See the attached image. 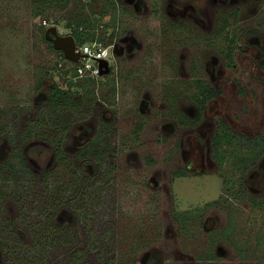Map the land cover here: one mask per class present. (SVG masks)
<instances>
[{
    "label": "rangeland",
    "instance_id": "obj_1",
    "mask_svg": "<svg viewBox=\"0 0 264 264\" xmlns=\"http://www.w3.org/2000/svg\"><path fill=\"white\" fill-rule=\"evenodd\" d=\"M32 1L0 0V191L4 194L0 197V242L31 241L28 261L20 264H264V198L252 204L248 199L231 197L224 205L223 198L218 197L221 179L214 165L201 170L206 174H172L176 168L184 169L183 159L190 157V127L195 129L198 124L190 125V114H186L199 91L197 83L190 76L183 78L185 72L178 65L183 47L176 37L184 30L180 23H187L184 18L178 21L166 14L168 0H143L139 4L144 7L138 13L125 0H115L114 8L104 7V0H85L87 10L82 13L97 17L90 25L96 33L104 31L100 37L103 44H107L111 23H115L117 34L128 30L141 46L133 47L128 56L116 58L117 73L97 78L92 103L85 100L80 106H42L40 112L37 109L46 99L48 84L55 81L65 88L71 72L57 49L41 39L37 26L56 21L58 32L68 33L59 17H68L72 5L36 14ZM190 1L209 15L204 27L190 21V50L205 49L197 54L201 59L213 54L206 43L219 45L223 34L228 37L239 29L241 19H258L264 24V0L253 1L252 7H246L243 0L228 1L222 7L218 2L213 10L208 0ZM101 6L105 9L101 15L89 11H98ZM220 14L224 15L222 21ZM217 30L222 33L216 35ZM185 33L182 35L187 41ZM203 36L209 39L201 42ZM233 56L236 69H227L230 76L243 65L239 64L240 57L246 62L243 55ZM192 68L190 75L206 74L195 64ZM255 71L254 76L263 75ZM41 75L45 82L44 89L39 90L35 83ZM116 75L119 79L113 93ZM243 75L248 77L249 72ZM70 88L80 91L75 85ZM145 88L152 94L154 110L139 113L136 110ZM236 91L234 86L225 89L210 105L222 110L231 125L241 124L242 132L248 133V119L264 118L261 91L254 96L249 91L237 95ZM178 109L185 113L175 112ZM111 113L114 123L99 127L103 119L107 122L112 118ZM165 121L172 125V132L161 129ZM139 122L142 128L136 132ZM44 132L49 139L36 136L42 137ZM35 145L43 152L37 154ZM57 146L65 160H58L53 153ZM196 156L201 153L196 152ZM229 164L224 166L226 172L238 174ZM44 171L48 174L39 182ZM72 171L75 177L82 174L87 179L83 185L91 180L93 186L103 182L99 198H94L90 189V194L81 198ZM42 187L48 200L52 198L55 203L48 209L52 222L73 229L56 230L53 235L74 234L73 241L41 245L43 238L32 231L39 226L33 222L35 206L31 199ZM214 199L218 202L205 205ZM202 220L205 227H201ZM6 223L9 226L4 229ZM78 247L82 257L71 263L77 260L74 249ZM11 260L10 254L0 251V264H16Z\"/></svg>",
    "mask_w": 264,
    "mask_h": 264
},
{
    "label": "flooded vegetation",
    "instance_id": "obj_2",
    "mask_svg": "<svg viewBox=\"0 0 264 264\" xmlns=\"http://www.w3.org/2000/svg\"><path fill=\"white\" fill-rule=\"evenodd\" d=\"M125 1L128 4L132 5V8L136 13L140 12L141 8L144 7V4H139V2H142L143 0ZM208 1L210 2L213 10L215 9V5H217L218 2L222 7L227 4L228 1L231 2L238 0ZM243 1H245L246 7H252L253 1L257 0ZM164 9L166 14L170 15L174 19L180 21L184 18V21L187 22L180 23V27L184 30L182 33L178 32L179 34L176 37V42L178 44L180 43V46L183 47V51L181 50L179 53L180 55L178 57V65H180V67H183V70L185 72V74H182L183 78L188 79V77L190 76V80L196 81L199 89L198 93L196 92V96H194L195 101H193L194 104L191 105V109L186 110V114H190V125L198 122L195 129H193L192 126L190 127V157H185L183 159L185 171L183 168L179 167L178 169H174L172 171L174 173L172 174L176 176L206 174V168L210 169L208 167L210 165H214L216 167L215 171H217L218 173L217 176L221 179V190L218 197L223 198L224 205H226V199L231 197L235 199L245 198L253 202L252 204H258V200L264 198V118L260 119V116H258V119L256 117L248 119L247 124L248 126H250V130L248 133H243V130H241V124H235L233 122V124L231 125V123L228 122V118H226L228 116L222 110L212 108L210 104L213 101L214 97L221 96L223 91L225 92V89H232L234 86L238 90L236 91L238 92L237 95L245 94L246 91H249L250 96H254L258 95V92L261 91V93L259 94L261 96L260 100L262 109L264 111V24H261L258 19H252L251 21L241 19L242 23L239 25V29L230 33L228 37L223 34V36L219 38V45H215V41L214 43L213 41L211 42L212 45H210V41L207 42L206 49H211L213 51V54L209 57L201 59L197 54L203 52V50L205 49H198L197 51L190 50V40H192V31L190 35V21L194 25H201L204 27L206 23L205 19H209V15L204 14V12L201 11L200 7L197 8L190 0H168ZM255 9L256 6L254 5L253 11H255ZM220 10L221 9H219V11ZM235 10H237V8ZM223 16L224 15L220 14L219 21L223 20ZM207 26H211L210 20H208ZM111 27L112 28L108 33L107 44H103L99 39L92 40L98 41L102 46L107 47L106 56L101 58L106 59L108 71L104 74L99 73V76L95 78L97 80V83V78L103 75L117 73L118 65L116 58L120 59L121 56H128L132 53L133 47L141 46L140 41L138 42L137 37H135L132 33H129L128 30L125 33L117 34L114 29L115 23H111ZM220 27L221 25L218 24V28ZM185 31L187 33V41H185V36L182 35ZM221 31L222 30H217L214 31V33L217 35L219 33H222ZM160 33L161 30H159L158 44L160 43L161 39ZM209 33L213 35L211 31ZM204 38L209 39V37L203 36L201 42H205L206 39ZM77 45L78 44L76 43V46ZM193 48L195 49L197 47ZM233 54H238L239 56L243 55L246 62H241L242 59L240 57L239 64L243 65L238 67L237 73H234L233 76H230L227 69H236V62L233 61V58L235 56H233ZM180 57L182 58V61ZM194 64L197 68H200L206 74L203 73L199 74L198 76L190 75V70L193 69L192 67ZM253 70H256L255 72H261V74L263 73V75H261V77H259V75L254 76ZM229 72L232 73V71ZM243 72H249L248 77H244ZM82 77L86 78L90 76H79L76 79ZM118 79L119 78L117 75L113 78V93L115 92V87L118 84ZM254 81L260 82L256 83ZM241 86H245L246 89ZM96 87L97 86H95V88ZM152 99V94L148 92V89L145 88V90H142L141 99L137 106L136 112H152L154 110L151 105ZM210 109L213 111L211 114L208 113V110ZM160 112L161 111H159V114H161ZM175 112L185 113V110L178 109L175 110ZM244 112L245 109H243V113ZM244 114L247 115V113ZM262 114V117H264V113ZM113 116V113H111L112 118L107 122L103 119L104 122L98 124V126L104 128L106 125L114 123ZM204 118L208 119H206L205 121ZM256 120L258 122V125L252 127V124H254ZM261 121H263L262 125ZM203 125H205V128L203 127ZM160 127L161 129H166L168 132H172V125H170L168 121L162 123ZM136 128V132H138L142 128V123H137ZM82 136L83 135H81L80 137ZM84 139H80V142H82ZM202 139L204 145L202 144ZM180 142L181 140L177 142V145L178 143L180 144ZM36 146L37 145H35L34 147ZM196 152H200L201 156L197 157ZM53 153L55 154V149H53ZM242 155L245 156L241 157ZM230 156L231 159L228 158ZM228 161L230 163L229 165L234 167L238 174L233 175L226 172V167L224 166L226 165V163H228ZM249 182H251V184H249ZM154 185V189L158 190L156 182H154ZM249 195H251L252 198ZM223 200L220 201L221 204ZM225 208H227V206ZM211 222V226L213 227V221ZM201 227H205L203 220L201 223Z\"/></svg>",
    "mask_w": 264,
    "mask_h": 264
},
{
    "label": "trees",
    "instance_id": "obj_3",
    "mask_svg": "<svg viewBox=\"0 0 264 264\" xmlns=\"http://www.w3.org/2000/svg\"><path fill=\"white\" fill-rule=\"evenodd\" d=\"M32 2H33L32 3V9H34V12L36 14H42L45 10H47L49 8L51 9L55 6H57L59 8H65L71 4L72 10L70 11L69 16L68 17H59V18L63 19L64 27L67 28L68 33L73 35L75 42L77 44H82L85 41L90 42V41L95 40V39L100 40L101 34L103 35V33H104V31L102 33L101 32L96 33L94 25H90L94 20H97V17H94L95 15L90 16L86 13H82V10H84V9L87 10V5H86L87 1H85V0H33ZM115 3H116L115 0H104L103 6L104 7L108 6L110 8H114ZM103 6H101L100 9H98V11L97 10L95 11L93 9H91L89 11L92 13H97L98 15H101L102 12L105 10L103 8ZM42 18H44V17H42ZM46 18H48V17L46 16ZM57 20H59V19H57ZM51 22H52V24L56 23V21H51ZM107 25L108 24H106V27H107ZM37 27H38V31H39V35H40L41 39L47 41L44 37V30L47 26L39 23V25ZM48 42H49V45L53 48L51 42L50 41H48ZM57 51L60 54L59 55L60 59L63 62H67V71L69 70L71 72V74L67 79V86L65 88L60 87L55 81H51V83L48 84V86L46 87V92H47L46 93V99H44L45 103L43 102L44 105H42L43 103L40 104L39 108L37 109V111L40 110V112L43 111V110H41L42 106H43V108L46 106H51V105L58 106L61 104L62 105L63 104L64 105H72V104L75 105L76 104V106H80V101L84 102L86 100L88 103H90V102L92 103V101H93L92 99L96 98V96L94 95V88L96 86L97 80L94 77L73 79L72 76L74 75V68L76 66V63H73V62L66 60L63 57L60 50H57ZM44 77L41 75L35 83V87L38 88L39 90L44 89V82H45ZM50 77H51V75H50ZM72 85L79 87L80 91L72 90L70 88ZM77 96L79 97V100H76ZM90 96H92V97H90ZM75 100H76V103H75ZM1 131H2V134L4 136L6 133L5 129L2 128ZM36 136L39 137L41 140L49 139V137H46L45 132L42 133V137H40L38 135H36ZM40 147L41 146H39V145L34 147V151L37 154L42 152V149H41L42 147L41 148ZM55 154H56L58 160H60V161L65 160V156H63L64 154H63V151H62L60 146H57L55 148ZM75 171L76 170H74V172ZM42 173H43L44 178L42 176V178L39 179V182L44 181V179L46 177L45 174L47 175L48 171H44ZM72 175H73V171H72ZM79 175L81 176V178L78 177ZM79 175H77L76 177L73 175V177H74V182L76 180L77 181L76 184L80 187L79 188V187H77V185H75L76 191L77 192L80 191V194H81L80 197L85 198L86 194L89 193L88 190L90 189V190L94 191V193H93L94 198H99V194L103 190L102 183H98L97 185L93 186L94 180H92L91 183L83 185L81 183L86 182L87 179L83 178L82 174H79ZM66 180H68V179H66ZM43 190H44V187H42L41 190H38V192L36 193L37 197H35V195H34L31 199L32 204H34V206H35V214H34L33 218H36V219H34L33 222L35 225L39 226V229H36V231H35V229H33L32 231L40 234V236L43 238V240L40 241L41 245L48 244L47 242H49L48 245H50V242L54 243L56 241H59V242L62 241L64 243L65 242L69 243V242L73 241L75 238L74 234L68 235L67 232L66 233L64 232L62 234V236H65V237H61V236L58 237L56 234L53 235V232L56 230L60 232L63 229H65V231H66V229H68V231L69 230L72 231L73 229L69 225L56 224V223L52 222V218L49 214L48 209H49V206L51 208L53 206H55V203H54L52 198H50V200H48V197ZM3 195L4 194L2 193V191H0V197H2ZM216 202H218V200L214 199L213 201H208L205 205H208V206L213 205ZM75 204L76 203H74V207L76 208V210H78L79 206L77 204L76 205ZM41 215H43L42 219H37V217H39ZM4 220H7V218H4ZM28 222H30V221H28ZM3 226L5 229V227H7L9 225H7V223H6V225L3 224ZM71 233H73V232H71ZM12 241H13L12 244H8L7 241L6 242H3V241L0 242V251L2 250L3 252L10 254V256L13 259V260H11V262H15L16 264L23 263L24 261L27 262L28 260H27L26 256H29L27 253L28 252L27 248L31 246V241L26 243V244H25V242L19 243L17 239H14ZM74 253H75V256L77 257V260L73 259L71 261V263H76L82 257L81 248L78 247V248L74 249ZM41 259H42V257H40V260ZM105 264H107V263H105Z\"/></svg>",
    "mask_w": 264,
    "mask_h": 264
},
{
    "label": "built area",
    "instance_id": "obj_4",
    "mask_svg": "<svg viewBox=\"0 0 264 264\" xmlns=\"http://www.w3.org/2000/svg\"><path fill=\"white\" fill-rule=\"evenodd\" d=\"M46 23L45 21H43ZM52 24V23H50ZM47 23L46 25H50ZM76 50H79L81 55L76 63L74 68L73 79L79 76H90L98 77L99 76V66L98 59L105 57L107 53V47L102 46L98 41L83 42L76 46ZM69 61V60H68ZM72 62V61H70Z\"/></svg>",
    "mask_w": 264,
    "mask_h": 264
},
{
    "label": "water",
    "instance_id": "obj_5",
    "mask_svg": "<svg viewBox=\"0 0 264 264\" xmlns=\"http://www.w3.org/2000/svg\"><path fill=\"white\" fill-rule=\"evenodd\" d=\"M44 37L49 40L53 48L62 52L65 59L76 62L81 53L76 50V42L72 34L59 33L55 24L48 25L44 30ZM99 73L104 74L108 71L107 61L104 58L98 59Z\"/></svg>",
    "mask_w": 264,
    "mask_h": 264
}]
</instances>
